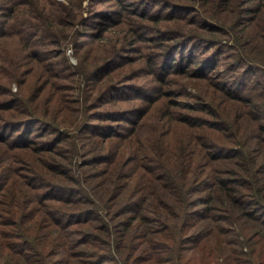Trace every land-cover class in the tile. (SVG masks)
<instances>
[{
	"label": "trees",
	"instance_id": "obj_1",
	"mask_svg": "<svg viewBox=\"0 0 264 264\" xmlns=\"http://www.w3.org/2000/svg\"><path fill=\"white\" fill-rule=\"evenodd\" d=\"M94 4L0 0V264H264V0Z\"/></svg>",
	"mask_w": 264,
	"mask_h": 264
},
{
	"label": "rangeland",
	"instance_id": "obj_2",
	"mask_svg": "<svg viewBox=\"0 0 264 264\" xmlns=\"http://www.w3.org/2000/svg\"><path fill=\"white\" fill-rule=\"evenodd\" d=\"M113 1V0H112ZM112 1H103V0H95V4H94V8L95 10H98L100 11L101 13L103 11H105L106 13L109 12V10L111 9L112 7ZM115 2H117V0H115ZM87 3V0H83V6H85ZM126 5H129V4H126ZM130 6L133 8V5L130 4ZM22 52V51H21ZM67 53L69 54V57H70V60L72 59H77V57L73 54V50L71 48H68L67 49ZM30 54V53H29ZM29 65L31 63H28ZM131 66H137V61L134 62V63H131ZM150 68V66L148 65V63L145 64L144 68L143 69H139V71H134L133 74L135 75L132 79V82L133 83H138V84H149V82H152L154 79H159L158 78V72H156L155 75H153V77H151L150 75H147V74H142V70H147ZM163 70V69H162ZM156 71V70H155ZM161 81H158L157 84H159ZM173 86H175V83H171ZM160 85V84H159ZM13 88H18V86L16 87V84L13 83L12 84ZM162 86V84H161ZM32 86H27V89H30ZM164 88L166 89H163V91L161 92V94H163L164 92H167L169 91L170 87L166 85H164ZM174 93H169L167 95H162L160 100H159V103H165L164 104V107H160V110H164L166 112V104H170V102H172V97H173ZM166 101V102H165Z\"/></svg>",
	"mask_w": 264,
	"mask_h": 264
},
{
	"label": "clouds",
	"instance_id": "obj_3",
	"mask_svg": "<svg viewBox=\"0 0 264 264\" xmlns=\"http://www.w3.org/2000/svg\"><path fill=\"white\" fill-rule=\"evenodd\" d=\"M70 62H71L72 64H76V63H77V61H76L75 59H72Z\"/></svg>",
	"mask_w": 264,
	"mask_h": 264
}]
</instances>
